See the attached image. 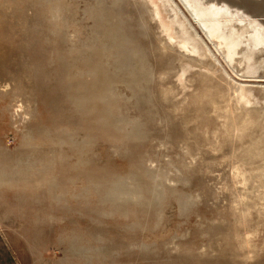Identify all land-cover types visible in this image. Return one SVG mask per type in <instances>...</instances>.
I'll list each match as a JSON object with an SVG mask.
<instances>
[{"label":"rangeland","instance_id":"1","mask_svg":"<svg viewBox=\"0 0 264 264\" xmlns=\"http://www.w3.org/2000/svg\"><path fill=\"white\" fill-rule=\"evenodd\" d=\"M150 2L0 0V232L22 264H264V51L247 75L174 0L191 54Z\"/></svg>","mask_w":264,"mask_h":264},{"label":"bare ground","instance_id":"2","mask_svg":"<svg viewBox=\"0 0 264 264\" xmlns=\"http://www.w3.org/2000/svg\"><path fill=\"white\" fill-rule=\"evenodd\" d=\"M150 1L157 7L155 13L163 20L169 36L177 39L179 47L197 56L207 52L197 28L189 22L184 12L182 16L174 7V0ZM181 1L229 64L240 58V62L246 63L247 75L253 76L257 72L259 67L254 56L258 51H264V18L256 11L260 8V11L264 10V0H260V3L254 0ZM242 3L250 5L252 9L240 6ZM236 91L240 100L250 101L253 97V91L242 83H239Z\"/></svg>","mask_w":264,"mask_h":264},{"label":"crops","instance_id":"3","mask_svg":"<svg viewBox=\"0 0 264 264\" xmlns=\"http://www.w3.org/2000/svg\"><path fill=\"white\" fill-rule=\"evenodd\" d=\"M0 264H22V260L14 253L10 243L0 232Z\"/></svg>","mask_w":264,"mask_h":264}]
</instances>
